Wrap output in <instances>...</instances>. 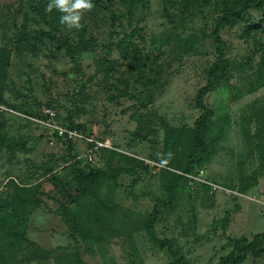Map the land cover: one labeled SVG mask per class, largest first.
<instances>
[{
  "label": "rangeland",
  "instance_id": "rangeland-1",
  "mask_svg": "<svg viewBox=\"0 0 264 264\" xmlns=\"http://www.w3.org/2000/svg\"><path fill=\"white\" fill-rule=\"evenodd\" d=\"M49 2L0 0V264H216L262 231L264 3L221 29L203 117L223 0H92L78 30Z\"/></svg>",
  "mask_w": 264,
  "mask_h": 264
},
{
  "label": "trees",
  "instance_id": "trees-1",
  "mask_svg": "<svg viewBox=\"0 0 264 264\" xmlns=\"http://www.w3.org/2000/svg\"><path fill=\"white\" fill-rule=\"evenodd\" d=\"M236 0H223V4L225 5L223 14L221 18L216 20L215 26L212 31V37L217 44V52H218V59L217 63L212 66L209 70V81L206 86L202 87L198 93V105L206 111V114L203 116H207L211 112L206 109L205 105L203 104V98L204 95L211 91L213 87L216 85V82L218 80V72L221 70H225L228 64V60L224 58V52H223V46H224V40L222 39L220 35L221 29L224 27L230 25L234 19L241 18L245 11L249 9L250 7H256L259 8L263 5L264 0H244L243 4L239 8H235L234 3ZM81 43L82 44H88V42H85L83 40V36L81 37ZM201 128H199L200 130ZM198 133V130H197ZM59 140L62 138H58ZM65 143L68 145H72L76 140H65L62 139ZM201 142V140H200ZM85 143V142H84ZM88 147L91 149L94 148V144L86 143ZM96 150L102 149V151L106 150L104 147L100 148H94ZM76 160H79L77 156H75ZM76 165H74L75 167ZM73 174H78V176L82 177H88V180L95 181L98 178L103 177L105 174L103 170H96L91 171L89 173H85L81 168L75 167L73 169ZM146 228L148 229L150 235L154 239L155 242H158L162 248H166L168 246V250L170 254H173L172 246L168 244L166 241H161L158 238H156L153 234V232L150 230L152 228L151 222L146 225ZM250 254L254 255H264V229L256 234L253 235L252 239H248L247 237H241L238 238L235 243L232 252L229 255L222 256L218 263L216 264H243Z\"/></svg>",
  "mask_w": 264,
  "mask_h": 264
},
{
  "label": "clouds",
  "instance_id": "clouds-1",
  "mask_svg": "<svg viewBox=\"0 0 264 264\" xmlns=\"http://www.w3.org/2000/svg\"><path fill=\"white\" fill-rule=\"evenodd\" d=\"M94 8L92 0H50L46 6V11L51 13L53 9L62 13L60 23L69 30L81 29L83 24L81 20L84 13Z\"/></svg>",
  "mask_w": 264,
  "mask_h": 264
},
{
  "label": "built area",
  "instance_id": "built-area-1",
  "mask_svg": "<svg viewBox=\"0 0 264 264\" xmlns=\"http://www.w3.org/2000/svg\"><path fill=\"white\" fill-rule=\"evenodd\" d=\"M47 114L50 118H54L56 115V112L52 108H49L47 110ZM49 127L52 130L51 144L55 142L56 138H63L66 140L84 139L88 143L94 144V148H100V147L106 146L103 142L93 137L86 136L83 132H81L80 130L76 128H71V127H66V126H61V125L51 124V123L49 124Z\"/></svg>",
  "mask_w": 264,
  "mask_h": 264
},
{
  "label": "crops",
  "instance_id": "crops-1",
  "mask_svg": "<svg viewBox=\"0 0 264 264\" xmlns=\"http://www.w3.org/2000/svg\"><path fill=\"white\" fill-rule=\"evenodd\" d=\"M263 229H264V226H263ZM262 229V230H263ZM258 233V232H257ZM249 257H252V258H254V260H256V264H263L262 263V259L264 260V255H254V254H250L249 256H248V258ZM246 262V263H245ZM243 264H247V261H245Z\"/></svg>",
  "mask_w": 264,
  "mask_h": 264
}]
</instances>
